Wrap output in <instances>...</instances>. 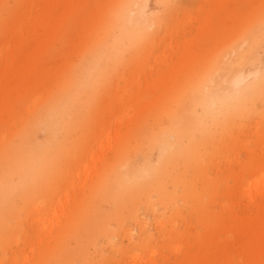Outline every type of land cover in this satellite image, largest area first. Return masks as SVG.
Returning <instances> with one entry per match:
<instances>
[{"label": "rangeland", "instance_id": "1", "mask_svg": "<svg viewBox=\"0 0 264 264\" xmlns=\"http://www.w3.org/2000/svg\"><path fill=\"white\" fill-rule=\"evenodd\" d=\"M119 1L0 0V159L39 112L53 123L37 122L39 142L75 114L72 129L57 133L65 147L52 175L8 193L0 264H264L260 242L239 243L233 228L263 187L264 89L232 123L207 120L196 158L171 173L182 181L159 190L141 171L161 165L175 111L176 128L202 114L190 80L218 55L237 59L253 45L264 0H146L151 39L133 47L124 39L120 62L97 78L118 35ZM258 52L264 71V39ZM85 77L98 83L79 106ZM124 171L145 194L120 207L113 177Z\"/></svg>", "mask_w": 264, "mask_h": 264}, {"label": "bare ground", "instance_id": "2", "mask_svg": "<svg viewBox=\"0 0 264 264\" xmlns=\"http://www.w3.org/2000/svg\"><path fill=\"white\" fill-rule=\"evenodd\" d=\"M145 1L120 0L118 2L113 16L118 27V35L113 37V45L109 49L110 55L106 64L108 68L105 69L104 67L99 73L97 72V78L101 74L105 75L120 62L121 54L125 51L124 47L121 46L124 39L128 41L131 47L137 45L138 42H147L151 39L146 32L149 13L146 11ZM150 16L154 17L155 13H150ZM263 39L264 35L260 32L253 45L239 54L237 59L232 58V54L229 52L218 55L210 65L209 70H206L194 81L190 80L192 99L201 108L202 114L196 117L193 125H182L176 128V122L182 119L183 112L177 110L173 113L172 130L162 132L164 146L160 158L161 165L158 168H149L151 166L148 163L141 164V171L144 176L147 175L151 178L149 186L161 190L165 189V185L170 179L174 183L182 181L181 178L173 179L171 173L175 168L189 166L191 159L196 158L204 146L203 138L208 133L207 120L218 121L221 125L230 124L235 117L245 112L250 101L262 95L264 85L257 82L264 79V71L259 69L261 60L258 59V50ZM96 58H99L98 53ZM247 62L258 65L257 69L246 73L243 66ZM209 75H215V78L209 79ZM219 77L220 79H218ZM97 78L93 79L95 81L92 83H88V78L85 77L84 80H81L83 82L77 86L79 106H85L91 97L92 88L90 87L98 83ZM250 78L253 82L249 84ZM211 86H214V93ZM73 117L75 118L74 113L73 116L71 114L68 121ZM34 118V122L28 131L21 136L17 145L9 148L0 159V210L2 205L8 207L14 202L8 193L17 187L23 188L26 181L36 185L52 175L58 164L59 155L65 147L64 141L58 138L57 133H66L72 129L71 122L62 121L55 133L52 132L45 141L39 142L34 138L37 122L40 120L47 129H50L53 123L46 113L39 112ZM197 132L200 133V139L196 136ZM25 171L27 175H25ZM113 182L117 188L113 198L120 207L134 202L139 193L145 194L144 186L138 184V177L130 171H124L122 174L116 173ZM259 184H262L263 187L258 189V203L253 206L249 215L247 213L244 214L245 216L237 217L235 219L236 226L233 228L239 243L246 245L257 240L260 242L261 251L264 253V177ZM230 215L231 217L234 216L233 213Z\"/></svg>", "mask_w": 264, "mask_h": 264}, {"label": "snow or ice", "instance_id": "3", "mask_svg": "<svg viewBox=\"0 0 264 264\" xmlns=\"http://www.w3.org/2000/svg\"><path fill=\"white\" fill-rule=\"evenodd\" d=\"M260 30H261L262 35H264V16H262L261 18Z\"/></svg>", "mask_w": 264, "mask_h": 264}]
</instances>
